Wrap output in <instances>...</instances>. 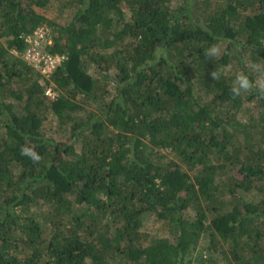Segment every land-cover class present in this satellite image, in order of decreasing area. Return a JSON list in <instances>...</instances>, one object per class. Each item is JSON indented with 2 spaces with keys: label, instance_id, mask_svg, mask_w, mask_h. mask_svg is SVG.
Segmentation results:
<instances>
[{
  "label": "trees",
  "instance_id": "16d2710c",
  "mask_svg": "<svg viewBox=\"0 0 264 264\" xmlns=\"http://www.w3.org/2000/svg\"><path fill=\"white\" fill-rule=\"evenodd\" d=\"M50 1L0 0V264H264V96L231 92L264 75V0ZM46 22L54 97L22 57Z\"/></svg>",
  "mask_w": 264,
  "mask_h": 264
},
{
  "label": "rangeland",
  "instance_id": "374dc122",
  "mask_svg": "<svg viewBox=\"0 0 264 264\" xmlns=\"http://www.w3.org/2000/svg\"><path fill=\"white\" fill-rule=\"evenodd\" d=\"M180 1L181 0H179L178 2H180ZM34 8L38 12L45 14V16L48 19L54 20L56 23H62L64 21L68 20L72 15V9L70 7H68V5L66 4V0H51L50 2H47L44 6L34 5ZM46 24L51 26V28L53 30L54 25H51L47 22H46ZM0 41L3 42L4 41L3 38L0 37ZM13 51L15 54H18L17 51H15V50H13ZM248 64L250 65V62ZM32 67H34V66H32ZM92 69H94V66H92ZM47 78L42 75V78H40V80H41L40 82L43 85H45L46 87H52V91L54 93H56V94L59 93L60 89L52 81L51 77L49 78L50 80H48ZM112 90H111V92H112ZM111 92H110V94L112 95ZM45 99H46V101H48V98H45ZM86 106L88 109L96 110L99 113V110L96 108V105L94 103H90V104L87 103ZM56 122L57 121L54 118V116L52 115V113L50 111H48L47 112V118L45 120L46 127L50 128L51 130L54 131L56 128ZM161 152L168 154V156H171L169 149L167 150V149L162 148ZM190 172H191V174H194L193 171H190ZM258 195L259 194L257 192L255 193V192L251 191L250 193H247L244 196L247 199H254V197L257 198ZM72 199H73V197H72ZM36 207L37 206H35L34 209H36ZM188 214L191 217H193L195 214V210L193 208H190L188 210ZM143 220H144V224L142 226V230H144L145 233L147 234V238H151V237L157 236V235H167V236L170 235V231H169V228L167 226V223H165V222H163V220L157 218L156 214L147 213V214H145ZM209 220H210V217L208 218V222H209ZM207 241H208L207 237L202 238V236H201L199 244H198V248L205 249V247L208 245ZM214 254H217V253H214Z\"/></svg>",
  "mask_w": 264,
  "mask_h": 264
},
{
  "label": "built area",
  "instance_id": "2783aa9c",
  "mask_svg": "<svg viewBox=\"0 0 264 264\" xmlns=\"http://www.w3.org/2000/svg\"><path fill=\"white\" fill-rule=\"evenodd\" d=\"M52 28L46 23L40 24L32 33L21 36L27 43L26 50L22 53L23 59L34 66L44 77H51L53 71L62 64L65 55L62 53H52L48 47L53 44ZM45 94L54 97L57 94L52 91V87H47Z\"/></svg>",
  "mask_w": 264,
  "mask_h": 264
},
{
  "label": "clouds",
  "instance_id": "9594fccd",
  "mask_svg": "<svg viewBox=\"0 0 264 264\" xmlns=\"http://www.w3.org/2000/svg\"><path fill=\"white\" fill-rule=\"evenodd\" d=\"M204 54L208 59L218 58L223 54V49L221 48L220 44H213L205 50ZM255 66L256 67L253 69V71L256 72V70L259 69L261 65L256 64ZM211 76L214 80L220 79V73L218 71H213ZM253 91L257 92L261 96H264V75H260L254 82L246 74H237L231 88L232 95L234 97H239ZM21 155L28 156V158L31 159L33 163H40L42 160V157L39 153L28 147H22Z\"/></svg>",
  "mask_w": 264,
  "mask_h": 264
}]
</instances>
